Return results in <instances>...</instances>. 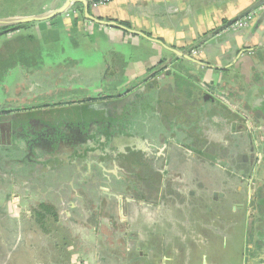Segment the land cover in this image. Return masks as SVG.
<instances>
[{"label": "crops", "instance_id": "obj_1", "mask_svg": "<svg viewBox=\"0 0 264 264\" xmlns=\"http://www.w3.org/2000/svg\"><path fill=\"white\" fill-rule=\"evenodd\" d=\"M259 1L113 0L105 6L91 9L92 14L101 20L127 24L133 30L144 32L149 37L160 40L166 46L186 55L191 56L194 51L198 50L200 54L197 59L219 70L202 68L188 61L181 60L179 56L159 44L126 34L120 30L86 23L82 20L75 24L74 20L61 18L62 27L66 31L74 29L69 37V40L72 41L70 42L71 44L76 43L78 45L81 40H85L88 44V40L84 36L86 35L85 30L87 29L94 33L96 44L92 46L100 52L101 59L97 60L96 63H92L89 67L84 66V70L77 69L76 64L64 68L65 70L60 69L61 67L57 70H51L53 72L50 71V74L45 71L40 74V71H25L24 69V78L22 77L24 80V102L27 101L29 103L34 98L39 97L35 96L38 91L45 98V95L48 97L52 93L59 92L64 87L70 88L73 85L93 87L101 85L102 83H98L96 79L105 74H107L106 76L112 74L120 77L121 72H125L126 60L124 55L127 54L129 49L136 55L133 56V62L130 65V75L127 76L126 73L123 75L128 77L126 83L122 82L124 86L135 85L138 80L149 79L148 76H160L161 71H154V74L152 71L155 68L158 69V66L164 62L162 68H166V72L170 71L171 73L174 69L178 73L188 71L193 78L192 80L198 84L194 87V91L197 89V92L199 90L206 93L209 89L216 88L217 91H214L218 96L221 92L232 95L233 101L231 100L229 103L232 107L237 103L250 108L252 111H264V23L257 27L256 19L246 31H242L239 34H215L216 30L246 14ZM65 2L66 0L60 1V4L58 3L55 7L49 9L44 8V11L55 10ZM34 15H37V13ZM46 24L49 29L55 27L52 24V20L46 21ZM37 27L36 25L29 29L34 30L33 28L37 29ZM29 29L25 28L24 33L28 32ZM100 44L101 46L103 45L102 52ZM244 50H248V52L241 54ZM106 71L109 72L106 73ZM79 76L81 77L80 80L76 81ZM168 80L175 81V78L171 77ZM20 87H17L15 91H7L5 86L4 95L0 97V103L3 105L13 103V100L16 99L15 96L21 93ZM218 96H216L217 99H219ZM221 101L218 100V102L223 104ZM223 106L229 109L226 105ZM171 114H169L170 117ZM157 116L155 115V117ZM257 125L260 127L264 125V122H258ZM170 129L172 130V128ZM262 134L264 140V132ZM174 138L181 141L176 136ZM144 139L150 148L159 147L155 137H144ZM168 141L173 151L169 155L170 161L168 162L173 176V187H171L169 193L176 199H171V203L167 202L169 204L164 202L154 205L140 204V210L136 207L133 217L130 215L129 209L131 208L129 204H126V201L121 197L109 199L106 196L105 201L99 197L97 201L94 199L89 202H77L69 198L73 202L60 201L56 204L57 206L50 200L44 201L53 204L57 211L64 210L62 213L63 217L65 215L66 219L73 224H79L83 229H78L75 232L71 231L67 225H64L66 224L64 222H62L63 227L62 225L56 226V224L50 225L49 235L54 234V230L58 232L62 229L63 233L69 237L71 243L69 252H64L63 247L58 245L57 241L53 242L54 244L48 243L47 246L52 245L53 248L50 252L47 251V255H32L31 249L26 247L24 251L28 254L31 252L29 255L32 257H28V261H25L24 264H77L79 261L86 264H202V260L198 257L196 259H193V257L186 259L190 248H194L188 244V241L193 242L197 236L195 229L192 227L198 222L195 218L196 214L209 205H219L226 199L227 190L225 187H208L202 184L200 178L194 175L193 170L191 172L189 170L192 169L190 165L199 164L202 161L198 159L202 156L194 157L177 140L176 142L174 140ZM259 150L261 151V148ZM9 151L13 150L10 149ZM10 152L8 153L9 155H6L9 159L4 158V156L0 157V225L3 226L5 222L8 229L13 231L12 224H20L24 219L26 226L32 228L29 231L33 233V229L36 230V228L32 223L35 225L36 223L29 208L30 205L25 204L27 203L25 201L23 209L22 204L23 196L26 195V198H28L27 194L31 193L33 185L31 186L30 183H27L29 181H27V176L24 175V169L21 167L7 169L4 167L5 160H10L14 163V166L16 164L14 160L17 161L20 157L18 153L13 155ZM260 153L261 160L257 161L256 159L254 164L242 159L243 165L248 163L252 167L251 171H243L242 168V173L234 177L236 178V190L239 187V194L243 195L244 198L243 205L240 209L235 206V211L241 210L245 213V227L248 233V241L245 243L244 253L246 261L242 264H264V150ZM221 162H223L221 158L220 160L209 162L211 170L217 169L220 172H225L231 168L230 165ZM117 164H106L108 168L105 171L102 170V165H100V175L107 179L109 173L118 169ZM88 167L89 165L84 164L83 171L78 176L80 180L74 184V189L77 187L76 189L80 190H90L92 192L91 196L99 194L97 190H101V195L108 193V186H94L91 184V179L87 176L88 170H90ZM46 169L45 167L42 169L43 173H45ZM18 178H24L26 190L24 186L21 187L20 184L22 182L18 183L16 181ZM201 180L203 181L202 178ZM40 181L42 182H38L36 187L45 196L49 194V190H52L54 181L51 182L46 179ZM112 188L118 189V186H112ZM53 189L57 190V188ZM80 193L85 192L80 191ZM86 193H89V191ZM9 200L20 204V206L14 208V204H12L10 208L9 205L5 207L6 201ZM21 200L22 202L19 203ZM74 202L76 205H74ZM237 203L233 199L229 208H232ZM174 211L177 213H175L177 217L173 215ZM185 212H189L188 218L185 217ZM178 215H181V217L178 218ZM130 217L137 219L135 227L137 225L138 230L140 227L148 230L147 234L137 232L136 248L131 253L133 256H137L138 253L143 252V259L138 261H131L128 258L129 252L126 253L128 250L127 244H123V246L118 244V242L120 243L118 238L120 234L116 230L118 226L125 227L124 225L130 222ZM110 227L113 230L115 229L113 234L110 232L105 237L100 233L101 228L108 229ZM40 232L35 240L29 239V243L33 246L35 252L40 251L34 248V242L39 244L43 242L46 245L48 239L47 234ZM169 232H176V234L169 236ZM5 236L7 234H3L0 241ZM141 236L149 239L154 237L156 242L159 243L153 252L154 259L152 261H145L148 252L147 248L138 246ZM99 239H104V247L98 245L97 241ZM144 244L146 245V243ZM74 250H76L75 254H71L72 252L70 251ZM3 251L7 250L0 248V253L5 254L11 250L8 252ZM122 251L124 253L119 257L118 255ZM196 252V249H194V252L191 253ZM15 264H18L17 261ZM207 264L209 263L207 262Z\"/></svg>", "mask_w": 264, "mask_h": 264}, {"label": "flooded vegetation", "instance_id": "obj_2", "mask_svg": "<svg viewBox=\"0 0 264 264\" xmlns=\"http://www.w3.org/2000/svg\"><path fill=\"white\" fill-rule=\"evenodd\" d=\"M72 9L77 12L78 16L66 20L79 18L83 22H90L84 19V12L81 14L75 5ZM90 24L94 23L90 22ZM22 33L23 29L0 28V38H12ZM0 61L4 65V60L0 59ZM163 63L158 66V69L155 68L152 71L153 74L156 71H161L160 76H148L149 79L138 80L135 85L124 86L119 77L112 74L106 76L107 74H105L96 79L98 83H102L101 85L64 87L59 92L50 94L51 97L45 95V98L38 91L35 96L39 97L28 103L26 100L24 102L23 84V86L18 85V87L21 86V93L15 96L16 99L13 100V103L6 105L0 103V157L4 156L9 159L6 157L9 150L15 147L19 148L14 144V136L24 137V151L19 148L17 153L20 157H17V161L14 160L16 164L13 166V162L5 160L4 167L6 169L21 167L24 169L27 179L31 180L27 183L34 186L31 188V193L27 194L28 198L26 195L23 196L24 199L22 198L23 209L24 202L27 201L25 204L30 205L29 208L35 222L41 227V232L47 234L49 238L53 237L48 232L50 225L53 224L63 227L62 222H64L66 223L64 225L74 232L83 229V227L73 224L65 218V215L63 217L64 210L57 211L53 204L44 201L50 200L56 205L60 201L73 202L69 198L77 202H89L94 199L97 201L99 197L104 201L106 196L109 199L121 197L126 201V204H129L130 215L133 217L135 208L140 210V204L154 205L163 202L169 204L173 199H176L169 193L173 187V176L168 162L170 161L169 155L173 151L168 140L175 142L177 140L194 157H204L208 154H204V148L198 149V147L202 141L209 138L207 146L216 148V151L209 154L216 155L217 161L223 158L222 154L233 151L228 144L231 140L225 137L223 140L221 136L225 133L234 140H236V136H240L246 139L245 141H250L248 143L250 154L247 156V162L254 164L256 159L257 161L261 160L262 149L261 151L259 149L262 146L264 150L262 138L264 125L259 127L257 124L264 122V111H252L237 103L233 107L226 104L229 108L227 109L223 106L225 104L218 102L219 99L216 98L218 95L215 94L216 88L209 89L206 93L199 90L197 92L196 89L193 91V95L187 97L188 102L183 104L182 97H180L183 90L181 91L178 83L182 80L189 83V80L193 81V78L188 71H179L180 73H178L173 68L171 73L170 71L166 72V68H162ZM20 66L22 67L20 68L21 78H24V63H20ZM60 67V69H64L62 66ZM84 69L83 67L81 70ZM25 71L35 70L29 68ZM108 72L106 71V73ZM171 77H174L175 81L168 80ZM80 78V76L77 77L76 81H79ZM193 82L195 83L194 87L198 85L195 81ZM77 89L80 91L75 93ZM223 94L227 96V101L230 102L233 99L232 95L223 92L218 97L222 98ZM209 95L215 99H208ZM204 98L208 101H205ZM193 110H198V115L192 118L190 112ZM215 110L218 112L216 113ZM155 115L158 116L155 117ZM209 129H211V133H208ZM57 133H66L67 135L59 136V139L64 137L59 140L55 136ZM52 136L55 137L54 140L48 141L47 138H52ZM175 136L181 141L175 139ZM144 137H155L159 147L150 148ZM253 137L260 148H255L257 144L254 146ZM28 139L36 142L34 143L35 148L28 147ZM23 153L24 155H22ZM219 154L220 158H217ZM241 158L244 160V156ZM84 164L89 165L90 170H88L87 176L91 179V184L108 186V193L101 195V190H97L99 194L91 196L90 190H87L89 193H86V190L76 189L77 187L74 189V184L80 180L78 176L82 173ZM106 164H117L118 166L116 171L108 174L107 179L100 175L99 169L102 165V170H107ZM44 167L47 168L45 173L42 171ZM53 172H55L54 175ZM50 176L52 179H49ZM45 179L54 181V183L49 194L44 196L36 186L38 182H42L40 180ZM112 186H118V189L112 188ZM26 188L24 186L25 190ZM53 188H57V190ZM80 191L85 193H80ZM41 205L52 208L55 211V216L47 215V212L42 211L41 214L45 215V218L38 221L34 212L35 210L40 211ZM74 205H76L75 202ZM132 217H130V222L124 225L125 227L118 226L119 229L116 230L120 234L118 237L120 239L119 246L127 244L129 253L136 248L137 232L148 233V230L143 227L138 230L137 225L135 229L132 228L131 224L137 222V219ZM185 217L188 218L189 215L185 214ZM114 231L115 229L113 230L111 227L100 229V233L105 237L110 232L113 234ZM139 241L138 246H145L148 251L145 261H152L154 259L153 252L159 243H153L152 239L144 236H141ZM151 243L153 244L149 245ZM132 255L129 257L131 261H138L144 257L143 252L138 253L137 256ZM77 264L86 263L79 261Z\"/></svg>", "mask_w": 264, "mask_h": 264}, {"label": "rangeland", "instance_id": "obj_3", "mask_svg": "<svg viewBox=\"0 0 264 264\" xmlns=\"http://www.w3.org/2000/svg\"><path fill=\"white\" fill-rule=\"evenodd\" d=\"M48 1L51 0H0V15L24 17V14H36L43 8L49 9L55 7L56 4H60V1L64 0H52L47 4ZM61 18H63V16L52 20V24L55 25V27L50 29L46 22L32 23L33 25L31 24L28 29L36 25L38 26L37 29H29L28 32L25 33L23 29L22 34H18L12 38H0V59L5 62L4 65H2V62L0 61V65H2L0 66V97L4 95L5 86L7 87V91H15L19 84L23 86L24 82L21 78L20 68L22 67L20 66V63H24L25 69H34L38 72L40 71V74H42V71L50 74L51 70H57V68L62 65H64L62 68H67L76 64L77 69H82L84 66L89 67L92 63H96L97 60L101 59L100 52L92 46L96 44L94 41V33H91V31L87 29L85 30L86 35L84 36L87 38L89 45L85 40H81V43L78 45L76 43L71 44L70 42L72 41L69 40V37L72 35L71 33H73L74 29L72 28L70 31H66L64 27H62ZM102 47L103 45L101 46V52ZM135 55L136 54L132 53L129 49L127 54L124 55L126 63L124 68L125 72L122 71L121 76L119 77L121 83L127 82V76L130 75V65L133 62V56ZM124 73H126L127 76H123ZM178 85L181 88V91L183 90L180 94V97H182L183 100L182 103L186 104L188 102L186 100L187 97H190L191 94L193 95L194 93L195 83L190 80L189 83H185L184 80H182L179 81ZM79 91L80 90L77 89L75 93ZM60 94L64 95L63 93ZM215 112L217 113L218 111L215 110ZM197 115L198 110L190 112V117L192 118ZM210 130L211 129L208 130V133L212 132ZM224 137L231 140L228 144L233 151L230 153L224 152L226 154H222L223 158H221V160H223V162L221 163L230 165L232 169L230 168L225 172H220V170L217 169L211 170L212 168L210 167L211 165H209V162L216 161V157L209 153L216 151V148L207 146L206 143L207 140L210 141L209 138L202 141V144L200 143L198 147V149L204 148V154L208 155L199 157L198 159H201L202 161L199 164L190 165L192 166V169H189L190 172L193 170L194 175L200 178L202 184H205L208 187H225L227 190L226 199L219 205H209L206 209L204 208L196 214L195 218L198 222L192 227L195 229L197 236L196 240L193 242L188 241V244L194 248H190L186 259H191L192 257L193 259H196V257H198L202 260V264H207V262L209 264H223L227 262H231L232 264H242L246 261L244 256L245 243L248 241L247 228L245 227L246 217L245 213L241 210L235 211V206L240 209L243 205L244 198L243 195L239 194L240 188L238 187L236 190V178L234 177L242 173V168L243 171H251L252 167H250L248 163L243 165V162H241V156H248V154H250L248 147L250 141H245L246 139L240 136H236V140H234L231 136H227V134L225 135V133L221 136V139L224 140ZM253 138L254 142H252L254 146L255 144L258 145L255 137ZM257 145L255 148H260V146ZM217 158H220V156H217ZM27 181L30 182L31 180L28 179ZM21 182H23L21 184L24 186V180ZM233 199L235 200V203H238L233 207L231 205L232 208H229ZM21 202L22 201L19 203ZM6 203L5 207L12 204H14V208L20 206V204L14 203L11 200L6 201ZM175 213L176 212H174L173 215L176 216L177 213ZM184 214L189 215V212H185ZM180 217L181 215H178V218ZM35 223L36 225L32 223L36 228V230L33 229V233L29 231L32 228L26 226L24 219L20 224H12L13 231L8 229L5 222L3 223V226L0 225V239L3 234H7V236L2 238V242L0 241V248L7 250L3 252L11 250L6 254L0 253V264H15L16 261L18 264H24L25 261H28V257L31 256L29 255L31 252L32 255H47V253L53 248L52 245L47 246L48 243L54 244L53 242L56 241L58 245L63 247L64 252H69V245L71 243L69 237L63 233L62 229L58 232L56 230L55 233L52 234V238L48 237L47 242L45 241L46 245L43 242L40 244L34 242V248L40 251L35 252L33 246L29 243V239L35 240L37 234L41 231L39 224H37V222ZM131 226L135 229L134 223L131 224ZM174 234H176V232L168 233L169 236ZM152 240L153 243L156 242L154 237ZM98 245L104 247V239H99ZM26 247L31 249V252L28 251L29 254L24 251ZM194 249H196L197 252L191 253L194 252ZM70 252H72L71 254H75L76 250ZM123 253L124 251L120 252L118 256L121 257ZM126 253L128 252L126 251ZM131 255L132 253H128V258Z\"/></svg>", "mask_w": 264, "mask_h": 264}, {"label": "water", "instance_id": "obj_4", "mask_svg": "<svg viewBox=\"0 0 264 264\" xmlns=\"http://www.w3.org/2000/svg\"><path fill=\"white\" fill-rule=\"evenodd\" d=\"M93 0H66V2L59 8L52 10V11H48L45 12L43 14L40 15H32V16H24V17H9V18H5V19H0V28H15L16 26H21V25H26V24H34V23H39V22H46V21H50L53 20L55 18L64 16L75 4H81L83 6V12H84V19L88 20L94 24L97 25H101V26H106V27H110L116 30H120L126 34H130L132 36H137V37H141L149 42H153L156 44H159L163 47H165L167 50H169L170 52L174 53L176 56H179V58L181 60H185L188 61L192 64H195L197 66H200L202 68H207V69H213V70H219L218 68H215L213 66H210L208 64H206L205 62L197 59L199 56V51L197 50L196 55H194L192 53L191 56L186 55L182 52H179L175 49H172L168 46H166L163 42H161L160 40L157 39H153L151 37H149L147 34H145L144 32H140V31H136L133 30L132 28H129L127 26H124L122 24H119L115 21H105V20H101L100 18L95 17L92 14V3ZM254 13V17L253 20L250 21L247 25H243L242 27H239V22L246 17L248 14ZM257 19V24L256 26H260L264 23V0H260L259 2H257L253 7H251L246 14L239 16L235 21L223 26L222 28H220L219 30L215 31L216 35H222V34H239L242 31H246ZM1 36V35H0ZM203 48V46H202ZM248 52V50H244L242 51L241 54ZM215 99V97H212L211 95L208 96V99ZM217 98V97H216ZM219 100H222L221 102L223 104H229L230 102L227 101L228 98L225 94L222 95L221 97H218ZM205 101H208L204 98ZM54 135V134H52ZM66 133H57L55 136L59 139V136H66ZM51 137V136H50ZM48 137L47 140L48 141H52V139L54 140L55 137L52 136V138ZM64 137H61L59 140L63 139ZM14 144L16 146H18L22 151H24V137H18V136H14ZM28 147L35 148V145L33 140L28 139ZM34 145V146H33ZM19 148L17 149L16 147L14 149H12L13 151H11V154L13 155H17V152L19 150ZM261 149L263 151V148L261 146ZM244 160L247 161L248 157L244 156ZM24 180L23 179H17L16 181L18 183H21V181ZM21 187H23L22 184H20Z\"/></svg>", "mask_w": 264, "mask_h": 264}, {"label": "trees", "instance_id": "obj_5", "mask_svg": "<svg viewBox=\"0 0 264 264\" xmlns=\"http://www.w3.org/2000/svg\"><path fill=\"white\" fill-rule=\"evenodd\" d=\"M51 1H48L47 4H49ZM96 1H99V0H93L92 3L93 2H96ZM75 6L81 12V14H83V6L81 4H75ZM44 12L45 11H44V8H43L40 12L37 13V15L43 14ZM32 15H34V14H24V16H32ZM9 17H13V16H10V15H6V16L0 15V19H5V18H9ZM79 21H81V19H79V18L74 19V23L75 24H78ZM30 25L31 24L16 26L14 29H25V28H28ZM122 25L127 26V27L130 28V26L127 25V24H122ZM42 211L47 212V215H53V216H55V211L52 208H50V207H48L46 205H41L40 206V211L35 210V212H34V215H35L36 219H38V221H40V219L42 220V219L45 218V215H42L41 214Z\"/></svg>", "mask_w": 264, "mask_h": 264}, {"label": "built area", "instance_id": "obj_6", "mask_svg": "<svg viewBox=\"0 0 264 264\" xmlns=\"http://www.w3.org/2000/svg\"><path fill=\"white\" fill-rule=\"evenodd\" d=\"M113 0H99L96 2L91 3V6L93 9L95 8H99L102 6L107 5L108 3L112 2ZM78 14L76 11H73V9L71 8L63 17L65 19H71L73 17H77ZM254 17V13L248 14L246 17H244L240 22H239V27H242L243 25H247L250 21L253 20ZM88 22V21H87ZM90 23V22H89ZM196 51L193 52L194 55H196Z\"/></svg>", "mask_w": 264, "mask_h": 264}]
</instances>
